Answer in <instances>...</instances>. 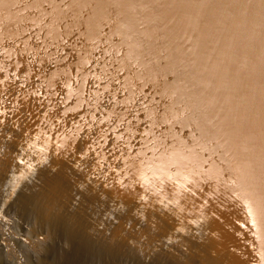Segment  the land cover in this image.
Here are the masks:
<instances>
[{
	"label": "water",
	"instance_id": "95a60500",
	"mask_svg": "<svg viewBox=\"0 0 264 264\" xmlns=\"http://www.w3.org/2000/svg\"><path fill=\"white\" fill-rule=\"evenodd\" d=\"M0 221V264H264V0H0Z\"/></svg>",
	"mask_w": 264,
	"mask_h": 264
},
{
	"label": "bare ground",
	"instance_id": "6f19581e",
	"mask_svg": "<svg viewBox=\"0 0 264 264\" xmlns=\"http://www.w3.org/2000/svg\"><path fill=\"white\" fill-rule=\"evenodd\" d=\"M0 223H1V221H0ZM2 226H3V225H2ZM0 234H1V231H0ZM26 239H28L27 241L32 240V238H29V237L26 238ZM84 242H85L84 240L81 242V246H82V248H84V245H83ZM5 248H6L5 246H4V248H3V247H0V253H1V256H3L4 259L7 258V256L2 252V250H5ZM33 251H36V252H37V249H34ZM36 252H35V253H36ZM39 260H40V259H39Z\"/></svg>",
	"mask_w": 264,
	"mask_h": 264
}]
</instances>
